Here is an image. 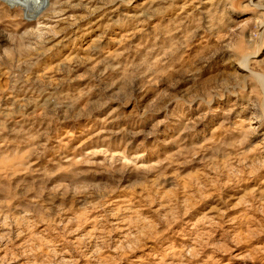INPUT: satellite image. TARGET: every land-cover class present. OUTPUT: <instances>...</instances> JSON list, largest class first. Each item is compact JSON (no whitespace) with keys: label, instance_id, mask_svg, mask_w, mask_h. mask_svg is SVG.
<instances>
[{"label":"rangeland","instance_id":"374dc122","mask_svg":"<svg viewBox=\"0 0 264 264\" xmlns=\"http://www.w3.org/2000/svg\"><path fill=\"white\" fill-rule=\"evenodd\" d=\"M0 264H264V0H0Z\"/></svg>","mask_w":264,"mask_h":264},{"label":"clouds","instance_id":"9594fccd","mask_svg":"<svg viewBox=\"0 0 264 264\" xmlns=\"http://www.w3.org/2000/svg\"><path fill=\"white\" fill-rule=\"evenodd\" d=\"M42 4V0H34V6L39 7Z\"/></svg>","mask_w":264,"mask_h":264},{"label":"bare ground","instance_id":"6f19581e","mask_svg":"<svg viewBox=\"0 0 264 264\" xmlns=\"http://www.w3.org/2000/svg\"><path fill=\"white\" fill-rule=\"evenodd\" d=\"M2 42H1V40H0V44H1Z\"/></svg>","mask_w":264,"mask_h":264}]
</instances>
